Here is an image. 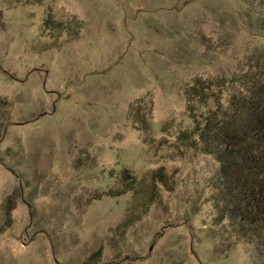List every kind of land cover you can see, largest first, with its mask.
Instances as JSON below:
<instances>
[{
	"label": "rangeland",
	"instance_id": "1",
	"mask_svg": "<svg viewBox=\"0 0 264 264\" xmlns=\"http://www.w3.org/2000/svg\"><path fill=\"white\" fill-rule=\"evenodd\" d=\"M248 13L245 0H0V264H261L213 223L217 162L180 136L193 77L251 57L264 75Z\"/></svg>",
	"mask_w": 264,
	"mask_h": 264
},
{
	"label": "trees",
	"instance_id": "2",
	"mask_svg": "<svg viewBox=\"0 0 264 264\" xmlns=\"http://www.w3.org/2000/svg\"><path fill=\"white\" fill-rule=\"evenodd\" d=\"M245 3L251 25L264 35V0ZM247 61L245 70L228 78L196 76L182 87L192 126L180 136L217 162L213 223L251 246L264 264V75L260 58Z\"/></svg>",
	"mask_w": 264,
	"mask_h": 264
}]
</instances>
